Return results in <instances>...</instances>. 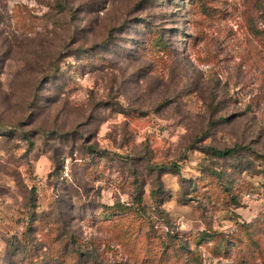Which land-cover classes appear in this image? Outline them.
Returning a JSON list of instances; mask_svg holds the SVG:
<instances>
[{
  "label": "rangeland",
  "instance_id": "obj_1",
  "mask_svg": "<svg viewBox=\"0 0 264 264\" xmlns=\"http://www.w3.org/2000/svg\"><path fill=\"white\" fill-rule=\"evenodd\" d=\"M27 233L41 264H264V0H0V264Z\"/></svg>",
  "mask_w": 264,
  "mask_h": 264
},
{
  "label": "trees",
  "instance_id": "obj_2",
  "mask_svg": "<svg viewBox=\"0 0 264 264\" xmlns=\"http://www.w3.org/2000/svg\"><path fill=\"white\" fill-rule=\"evenodd\" d=\"M208 150L211 152L212 156H215L217 158H227V157H230L231 155H233V153L235 152V149L216 150V149L209 148ZM32 206H34V204H32ZM104 208H105L106 212H110L109 213L110 216L114 215V213L112 214L113 210L119 211V209H118L119 207H115V206L114 207H104ZM28 233L29 234L31 233V229L30 230L28 229ZM28 233L26 235L28 238V241L26 242V245L22 246L21 249H22V251L27 250L25 253H28L29 256H31L30 264H39L38 262H40V264H41L42 255L44 254L43 256H45V258L47 257V254H46L47 249L45 250V253H44V251H42V249H40L41 248L40 246H39L40 248H38L39 244L36 243L35 241H33V239L28 235ZM71 240H73V242H74V239L72 237H71ZM72 248H73V250H72L71 254L76 255L77 259H78L79 255L83 256V257H87L88 259L90 258L89 264H91V262L93 260L92 255L90 256L88 253L82 254L80 251L81 250L80 246H78L76 248V250L74 249V247H72ZM56 260H58V262H59L58 257H56Z\"/></svg>",
  "mask_w": 264,
  "mask_h": 264
}]
</instances>
